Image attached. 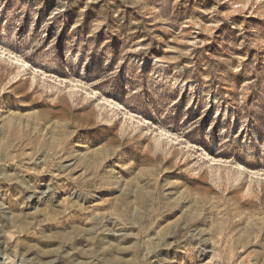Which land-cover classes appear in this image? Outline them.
<instances>
[{"label": "rangeland", "instance_id": "1", "mask_svg": "<svg viewBox=\"0 0 264 264\" xmlns=\"http://www.w3.org/2000/svg\"><path fill=\"white\" fill-rule=\"evenodd\" d=\"M0 264H264V0H0Z\"/></svg>", "mask_w": 264, "mask_h": 264}]
</instances>
